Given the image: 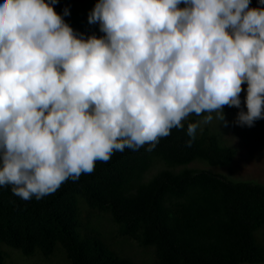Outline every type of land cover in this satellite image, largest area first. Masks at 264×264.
I'll return each instance as SVG.
<instances>
[{"label": "clouds", "instance_id": "obj_1", "mask_svg": "<svg viewBox=\"0 0 264 264\" xmlns=\"http://www.w3.org/2000/svg\"><path fill=\"white\" fill-rule=\"evenodd\" d=\"M249 5L97 0L88 23L104 35L84 42L45 0H3L0 187L40 200L114 149L152 151L190 113L224 121L244 81L235 123L264 119V0ZM200 123L188 124L192 139Z\"/></svg>", "mask_w": 264, "mask_h": 264}, {"label": "trees", "instance_id": "obj_2", "mask_svg": "<svg viewBox=\"0 0 264 264\" xmlns=\"http://www.w3.org/2000/svg\"><path fill=\"white\" fill-rule=\"evenodd\" d=\"M95 1L57 0L49 6L87 42L88 36L104 35L98 23H88ZM249 7L256 8L257 0H250ZM246 87L247 81L242 82L240 108L223 105L224 111H246ZM197 121L196 114L185 117L183 128H171L152 151L147 145L137 151L114 149L108 162L95 163L91 174L67 180L40 200L25 201L10 187H0V264L5 259L2 246L23 256L38 251L48 259L56 245L67 264H136L108 249L96 235L84 234L82 225L92 215L82 220L83 206L108 215L103 216L122 240L150 249L153 264L264 263V184L231 181L205 170H168L195 160L224 166L234 156V149L211 126L200 125L195 138L189 137L187 126ZM257 122L264 126V119ZM155 162L166 168L144 180Z\"/></svg>", "mask_w": 264, "mask_h": 264}, {"label": "rangeland", "instance_id": "obj_3", "mask_svg": "<svg viewBox=\"0 0 264 264\" xmlns=\"http://www.w3.org/2000/svg\"><path fill=\"white\" fill-rule=\"evenodd\" d=\"M0 3H3V0H0ZM45 3L50 4V0H45ZM223 114L225 120L221 122L214 117L210 123L205 124L202 122V115L198 116V121H201L200 125L214 128L218 132L217 134H220L221 141L234 149L235 153L231 161L224 166H207L205 163L195 160L168 170L173 172L181 169L205 170L215 174L218 173L231 181H249L264 184V126L257 121L252 127L239 126L235 123V114L228 113L224 109ZM188 116H194V114L190 113ZM164 168L166 167L160 162L153 163L145 173L144 180ZM89 213L94 217L90 216L82 225L84 234L96 235L108 249L118 255L127 256L136 264H153L150 249H142L134 242L122 240L115 235L114 225L104 217H108V215L83 206L80 213L82 220H85L86 215ZM80 230L78 229V231ZM1 249L5 254L4 264H67L62 249L58 245L54 247L51 256L47 257L48 259H43L38 251H34L29 256H23L19 251L8 246H2Z\"/></svg>", "mask_w": 264, "mask_h": 264}]
</instances>
